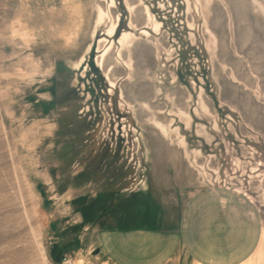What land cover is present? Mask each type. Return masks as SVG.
<instances>
[{"label":"rangeland","instance_id":"1","mask_svg":"<svg viewBox=\"0 0 264 264\" xmlns=\"http://www.w3.org/2000/svg\"><path fill=\"white\" fill-rule=\"evenodd\" d=\"M204 4L0 0V264H264V0Z\"/></svg>","mask_w":264,"mask_h":264},{"label":"bare ground","instance_id":"2","mask_svg":"<svg viewBox=\"0 0 264 264\" xmlns=\"http://www.w3.org/2000/svg\"><path fill=\"white\" fill-rule=\"evenodd\" d=\"M205 1V4H206V7H207V5L210 3V1L211 0H204ZM240 2L242 1V0H239ZM204 4V5H205ZM142 13H143V18H144V20L146 21V22H148V24H150V26L153 28V30L157 33L158 32V30H159V25H158V23H156V22H151V17H150V14H149V12H148V10L145 8V10H143L142 11ZM100 14V13H99ZM98 21L99 20H101L103 17L101 16V15H98ZM97 21V22H98ZM147 24V25H148ZM113 32V28H111L110 29V31H109V33L111 34ZM146 35H148V32H144ZM126 38H128V41H126L125 43H122L123 44V46L125 47L126 45L125 44H128V43H130V39H131V37H127V36H125ZM126 38H124V39H126ZM123 39V40H124ZM211 42H213L212 40H210ZM107 52V51H106ZM106 52L105 53H103V56L106 54ZM102 56V57H103ZM101 57V58H102ZM101 61V60H100ZM101 63V62H100ZM102 64V63H101ZM129 65V64H128ZM106 66H108V65H106ZM104 67V66H103ZM106 71V70H105ZM111 85H113L112 83H111ZM201 108L202 109H204V107L203 106H201ZM206 110V109H205ZM207 112V111H206ZM204 116V115H203ZM187 118V117H186ZM153 124L159 129V131L166 137V138H168V139H170V135H169V133H170V130H169V128H168V126L166 127V126H163V125H161L160 123H158V122H153ZM186 126L188 127L189 126V122H187L186 123ZM214 126L216 127V124L214 123ZM214 127V128H215ZM176 129L174 130V132L172 133V134H175V135H177L176 134ZM176 137V136H175ZM178 138V137H177ZM170 141V140H169ZM178 143H180L181 145H183L184 144V142L183 141H180V142H178ZM179 144V145H180ZM185 146V145H184Z\"/></svg>","mask_w":264,"mask_h":264},{"label":"trees","instance_id":"3","mask_svg":"<svg viewBox=\"0 0 264 264\" xmlns=\"http://www.w3.org/2000/svg\"><path fill=\"white\" fill-rule=\"evenodd\" d=\"M108 167H106L105 169H104V173H105V171H106V169H107ZM107 174V173H106ZM123 176H122V173L120 172V171H117V172H113V174H112V177H110L109 179H108V183H107V185H105L106 187H108V186H110L109 185V182H113L115 179L116 180H118V183L116 184V186H117V190H119V189H121V182H122V178ZM113 184V183H112ZM115 184V183H114ZM105 186H104V188H105ZM115 186V185H114ZM107 189V188H106ZM105 192H108V191H105Z\"/></svg>","mask_w":264,"mask_h":264},{"label":"crops","instance_id":"4","mask_svg":"<svg viewBox=\"0 0 264 264\" xmlns=\"http://www.w3.org/2000/svg\"><path fill=\"white\" fill-rule=\"evenodd\" d=\"M241 251V250H240ZM233 254V253H232ZM240 254H241V252H240ZM240 255L239 254H237V257L236 258H238ZM250 257L248 256L247 258H244V259H242V260H240L239 258L236 260V262H233V263H237V262H245V260H248Z\"/></svg>","mask_w":264,"mask_h":264}]
</instances>
